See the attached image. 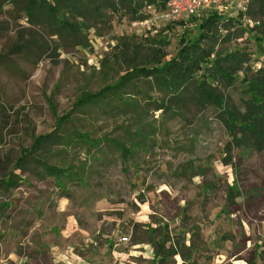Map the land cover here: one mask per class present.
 I'll return each mask as SVG.
<instances>
[{
  "label": "rangeland",
  "instance_id": "374dc122",
  "mask_svg": "<svg viewBox=\"0 0 264 264\" xmlns=\"http://www.w3.org/2000/svg\"><path fill=\"white\" fill-rule=\"evenodd\" d=\"M28 1L0 0V264H264V147L240 121L231 130L222 110L198 104L181 115L73 109L128 66L173 57L212 12L180 24L154 6L133 19L118 0L72 10ZM232 2L233 21L204 46L247 59L232 82L214 84L244 114L242 79L264 81V0ZM67 114L68 129L93 138L129 146L137 122L147 136L127 160L102 143L72 147L64 160L53 146L17 164ZM42 162L69 163L79 178L57 181Z\"/></svg>",
  "mask_w": 264,
  "mask_h": 264
},
{
  "label": "trees",
  "instance_id": "16d2710c",
  "mask_svg": "<svg viewBox=\"0 0 264 264\" xmlns=\"http://www.w3.org/2000/svg\"><path fill=\"white\" fill-rule=\"evenodd\" d=\"M37 1L47 8L51 7L47 0H29L28 8H33ZM102 2L115 9L110 0H102ZM165 2L166 0H118L121 7L134 17L133 19L142 17V7L154 6L162 9ZM55 3L72 10L84 3L91 5L93 0H56ZM54 7L52 6V9H55ZM232 21L230 16L212 12L199 24L198 38L183 44L173 57L165 62H162L160 57L149 62L150 64L128 66L114 84L104 86L95 93L83 91L74 103L73 109L84 111L85 114L93 113L105 117L112 116L115 112L141 116L147 110L181 115L190 104H198L202 108L211 106L223 111L226 123L231 130H235L236 123L240 121L239 126L242 129L255 135L256 149H262L264 147V81L259 78H243L245 91L250 95L247 111L240 114L227 109L223 95L217 92L214 84L219 81L232 82L236 72L242 69L247 59L239 52L222 53L204 46L205 41L218 35L219 30H226V25ZM15 49H19V45L11 51ZM69 115L56 120L54 132L34 137L30 151L23 150V158L20 157L17 164L24 163L27 157H32L36 151L45 152L53 146H61L57 151L64 160L66 153L72 147H85L88 152L92 148L101 147L102 143L109 144L110 146L106 147L118 151L121 159L127 160L133 155L139 141L146 139L145 136H147V126L137 122L133 131L134 136L128 139L129 146L119 139L93 138L86 132L68 129L65 124ZM236 139L238 143L242 141L241 138ZM236 145L242 146L243 144ZM41 165L45 173L55 177L57 181L79 178L78 173L69 163L56 166L42 162ZM8 182L10 180L7 184ZM229 193L231 199L236 197L232 194L233 192L229 191ZM156 254L160 255L161 259L167 256L160 252Z\"/></svg>",
  "mask_w": 264,
  "mask_h": 264
},
{
  "label": "built area",
  "instance_id": "2783aa9c",
  "mask_svg": "<svg viewBox=\"0 0 264 264\" xmlns=\"http://www.w3.org/2000/svg\"><path fill=\"white\" fill-rule=\"evenodd\" d=\"M234 8L232 0H166L159 11V18L168 23L186 21L206 13H224Z\"/></svg>",
  "mask_w": 264,
  "mask_h": 264
}]
</instances>
